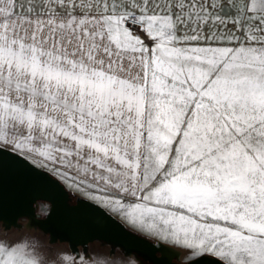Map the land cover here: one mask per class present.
I'll use <instances>...</instances> for the list:
<instances>
[{
	"label": "snow or ice",
	"instance_id": "obj_1",
	"mask_svg": "<svg viewBox=\"0 0 264 264\" xmlns=\"http://www.w3.org/2000/svg\"><path fill=\"white\" fill-rule=\"evenodd\" d=\"M6 156L136 232L264 264V0H0V192ZM0 264L139 261L5 226Z\"/></svg>",
	"mask_w": 264,
	"mask_h": 264
},
{
	"label": "water",
	"instance_id": "obj_2",
	"mask_svg": "<svg viewBox=\"0 0 264 264\" xmlns=\"http://www.w3.org/2000/svg\"><path fill=\"white\" fill-rule=\"evenodd\" d=\"M3 172V227L24 228L26 222L28 227L47 234L50 242H66L78 252H85L91 242L99 240L121 248L125 254H136L145 264H184L181 250L136 232L88 198L76 195L73 199L74 194L59 180L52 184L41 176L21 177L16 161L7 156ZM40 202L49 204L45 213L39 211ZM188 264L220 262L214 256L204 255Z\"/></svg>",
	"mask_w": 264,
	"mask_h": 264
},
{
	"label": "rangeland",
	"instance_id": "obj_3",
	"mask_svg": "<svg viewBox=\"0 0 264 264\" xmlns=\"http://www.w3.org/2000/svg\"><path fill=\"white\" fill-rule=\"evenodd\" d=\"M48 207H49V204L46 202H40L39 203V211L42 213H45L48 210ZM2 228H4V227L0 223V229H2ZM10 230L12 232H16V233H28L31 236L38 239L39 241L44 242L46 245H50V247H52L53 249L71 250L69 245L66 242H50L49 236L37 228L24 227V228H11ZM150 237H152V236H150ZM152 238H155V237H152ZM87 252L90 254H93V255L101 256V257L122 258V259H127L130 257V258H133V259H136L137 261H139V264H145V262L141 258H139L136 254H125L121 248L114 247L108 243H105V242H102L99 240H95V241L91 242L87 247ZM80 253H84V251L81 249ZM187 255H188V252L186 250L181 251V259L182 260H184V258Z\"/></svg>",
	"mask_w": 264,
	"mask_h": 264
},
{
	"label": "clouds",
	"instance_id": "obj_4",
	"mask_svg": "<svg viewBox=\"0 0 264 264\" xmlns=\"http://www.w3.org/2000/svg\"><path fill=\"white\" fill-rule=\"evenodd\" d=\"M198 257H199L198 255L189 252L188 255L184 258V264H188L189 261H192Z\"/></svg>",
	"mask_w": 264,
	"mask_h": 264
},
{
	"label": "crops",
	"instance_id": "obj_5",
	"mask_svg": "<svg viewBox=\"0 0 264 264\" xmlns=\"http://www.w3.org/2000/svg\"><path fill=\"white\" fill-rule=\"evenodd\" d=\"M225 12L227 13V10H225ZM69 189V188H68ZM71 191V193H73L74 195H77V196H82V197H85L87 198L83 193H78V192H74L72 191L71 189H69ZM115 215V214H114ZM117 216V215H116ZM118 218H120L119 216H117ZM175 246V245H173ZM176 247V246H175Z\"/></svg>",
	"mask_w": 264,
	"mask_h": 264
},
{
	"label": "bare ground",
	"instance_id": "obj_6",
	"mask_svg": "<svg viewBox=\"0 0 264 264\" xmlns=\"http://www.w3.org/2000/svg\"><path fill=\"white\" fill-rule=\"evenodd\" d=\"M25 227H28V226L26 225V222H25ZM176 248H178V249L181 250V251L184 250V249H181V248H179V247H177V246H176Z\"/></svg>",
	"mask_w": 264,
	"mask_h": 264
},
{
	"label": "trees",
	"instance_id": "obj_7",
	"mask_svg": "<svg viewBox=\"0 0 264 264\" xmlns=\"http://www.w3.org/2000/svg\"><path fill=\"white\" fill-rule=\"evenodd\" d=\"M76 197V195H73V199Z\"/></svg>",
	"mask_w": 264,
	"mask_h": 264
}]
</instances>
